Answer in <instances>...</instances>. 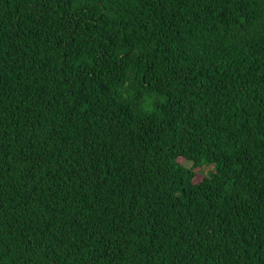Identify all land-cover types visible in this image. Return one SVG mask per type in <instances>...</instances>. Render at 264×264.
Masks as SVG:
<instances>
[{
	"label": "trees",
	"instance_id": "1",
	"mask_svg": "<svg viewBox=\"0 0 264 264\" xmlns=\"http://www.w3.org/2000/svg\"><path fill=\"white\" fill-rule=\"evenodd\" d=\"M0 264H264V0H0Z\"/></svg>",
	"mask_w": 264,
	"mask_h": 264
},
{
	"label": "rangeland",
	"instance_id": "2",
	"mask_svg": "<svg viewBox=\"0 0 264 264\" xmlns=\"http://www.w3.org/2000/svg\"><path fill=\"white\" fill-rule=\"evenodd\" d=\"M180 161L184 162L187 165H191V163L185 162V160L183 158H180ZM211 169H212V167L208 166V165H204L203 167H201L199 169V174L196 177V180L200 181L204 177V175L207 174Z\"/></svg>",
	"mask_w": 264,
	"mask_h": 264
}]
</instances>
